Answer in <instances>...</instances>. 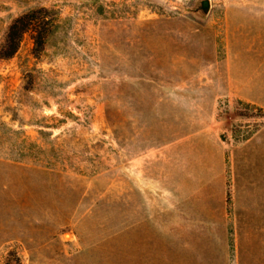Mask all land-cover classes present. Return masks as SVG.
<instances>
[{"label": "rangeland", "instance_id": "374dc122", "mask_svg": "<svg viewBox=\"0 0 264 264\" xmlns=\"http://www.w3.org/2000/svg\"><path fill=\"white\" fill-rule=\"evenodd\" d=\"M201 1L0 0V264H264V0Z\"/></svg>", "mask_w": 264, "mask_h": 264}, {"label": "trees", "instance_id": "16d2710c", "mask_svg": "<svg viewBox=\"0 0 264 264\" xmlns=\"http://www.w3.org/2000/svg\"><path fill=\"white\" fill-rule=\"evenodd\" d=\"M47 13L49 11L41 8L32 10L14 19L6 33L4 44L0 48V57L8 58L13 56L18 50L22 37L26 32L32 33L35 50L41 48L46 31L40 26L38 19H44L43 15ZM51 24L52 22H50Z\"/></svg>", "mask_w": 264, "mask_h": 264}, {"label": "water", "instance_id": "95a60500", "mask_svg": "<svg viewBox=\"0 0 264 264\" xmlns=\"http://www.w3.org/2000/svg\"><path fill=\"white\" fill-rule=\"evenodd\" d=\"M210 7V3H209V0H203L201 1V9L203 11H207Z\"/></svg>", "mask_w": 264, "mask_h": 264}]
</instances>
